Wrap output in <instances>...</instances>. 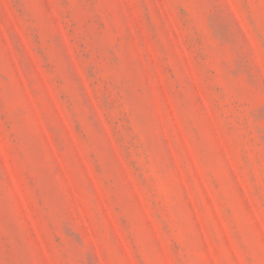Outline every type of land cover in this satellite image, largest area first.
<instances>
[{
    "label": "rangeland",
    "instance_id": "374dc122",
    "mask_svg": "<svg viewBox=\"0 0 264 264\" xmlns=\"http://www.w3.org/2000/svg\"><path fill=\"white\" fill-rule=\"evenodd\" d=\"M0 264H264V0H0Z\"/></svg>",
    "mask_w": 264,
    "mask_h": 264
}]
</instances>
